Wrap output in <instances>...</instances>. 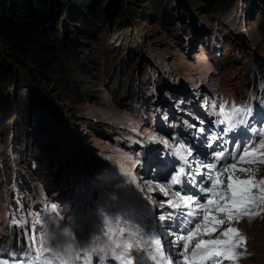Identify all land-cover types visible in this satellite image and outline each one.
Instances as JSON below:
<instances>
[{"label": "rangeland", "instance_id": "rangeland-1", "mask_svg": "<svg viewBox=\"0 0 264 264\" xmlns=\"http://www.w3.org/2000/svg\"><path fill=\"white\" fill-rule=\"evenodd\" d=\"M60 5L44 23L59 53L23 66L0 40L12 74L0 91V246L15 251L35 234L80 251L103 238L105 219L143 246L168 198L143 176L145 161L206 115L217 121L222 104L264 103V0ZM250 167L264 179V164ZM231 226L247 241L236 264H264V216Z\"/></svg>", "mask_w": 264, "mask_h": 264}, {"label": "snow or ice", "instance_id": "snow-or-ice-1", "mask_svg": "<svg viewBox=\"0 0 264 264\" xmlns=\"http://www.w3.org/2000/svg\"><path fill=\"white\" fill-rule=\"evenodd\" d=\"M218 115L224 118L217 123L228 125L222 130L223 133L233 131L238 126H246L247 130L253 132L258 138H248L243 144L238 139L234 150L227 154L223 151L215 152V161H224L220 167H217V163L203 164L201 162V166L207 168V173L202 174L199 169L195 173H190V175L201 176L200 184L193 183L199 195L182 194L180 191L170 194L171 186L182 183L183 167L179 168L177 174L170 176L169 182L157 184L156 188L159 192L165 197L170 196L169 199L161 202L160 207L162 209L166 207L171 211L161 212L154 217L160 222L156 225L160 232L151 234L148 239L143 240V246L140 241L119 238L124 236L125 229L120 228L118 236L112 227V222L105 219L102 236L106 239L97 236L91 243L86 242V245H82L80 251L61 239H55L49 244L46 237L41 236L37 240V236L33 234L31 239L34 257L27 262L20 261L19 264H107L109 259L116 264H145L146 258L151 261V264H225V261L236 264L243 256V252L238 249L246 248L247 241L236 227L231 226L232 223H238L245 217L251 222L257 217L264 216V207H262L264 206V179L257 181L251 167L240 166L264 163V131H256L248 124L252 116L251 107L237 106L233 103L230 110H226L225 106H220ZM151 139L155 140V137ZM207 146L212 147L211 144ZM175 155L183 164H189L188 158L193 155V152L184 144H180L175 149ZM237 173H244L248 178H241ZM125 175L133 176L131 172H126ZM133 179H135L134 176ZM149 191L153 189L149 188ZM178 212L180 217L189 218L187 223L178 235L171 230L168 231L167 234L174 235V239H162L164 229L168 228L164 222L179 218L176 215ZM22 223L23 221L12 219L13 225ZM181 223L184 221L182 220ZM225 223L229 226L220 231ZM188 225L191 227L189 228ZM217 231L219 235L216 238L204 239V237L213 236ZM193 241H196L194 246ZM97 242L104 246L98 247ZM133 249L145 252L146 257L134 255ZM173 249H179V251L174 253ZM174 255L180 259L174 260ZM0 264H9V261L0 259Z\"/></svg>", "mask_w": 264, "mask_h": 264}, {"label": "trees", "instance_id": "trees-1", "mask_svg": "<svg viewBox=\"0 0 264 264\" xmlns=\"http://www.w3.org/2000/svg\"><path fill=\"white\" fill-rule=\"evenodd\" d=\"M90 1L55 0L58 6L51 7L49 0H0V40L9 45L15 52V60L23 66L30 56L51 57L60 51L59 40L57 33L52 38L48 36L44 23L62 17L60 3L69 8H83ZM1 58L0 55V91L5 95L9 89L4 85L12 74Z\"/></svg>", "mask_w": 264, "mask_h": 264}, {"label": "clouds", "instance_id": "clouds-1", "mask_svg": "<svg viewBox=\"0 0 264 264\" xmlns=\"http://www.w3.org/2000/svg\"><path fill=\"white\" fill-rule=\"evenodd\" d=\"M195 244V243H194Z\"/></svg>", "mask_w": 264, "mask_h": 264}]
</instances>
